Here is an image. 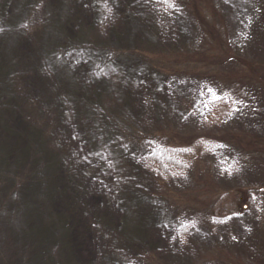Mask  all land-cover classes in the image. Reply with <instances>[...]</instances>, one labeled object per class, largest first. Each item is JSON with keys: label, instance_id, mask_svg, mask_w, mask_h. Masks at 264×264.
<instances>
[{"label": "trees", "instance_id": "1", "mask_svg": "<svg viewBox=\"0 0 264 264\" xmlns=\"http://www.w3.org/2000/svg\"><path fill=\"white\" fill-rule=\"evenodd\" d=\"M175 3L0 0V264H148L147 253L160 252L144 237L148 222L172 224L160 195L144 212V179L179 178L197 145L217 144L211 136L192 145L176 138L157 156L146 154L138 167L132 159L139 149L119 129L126 126L129 134L128 117L116 113L130 108L127 94L144 83L142 76L154 79L177 64L164 37L183 24ZM108 155L118 166L112 179L100 167ZM88 158L100 168L91 186L108 194L95 207L110 206L115 214L109 212L113 222L102 215L103 249L84 261L77 251L83 233L72 234L78 218L71 223L75 202L67 194L78 196L81 182L88 188L82 169ZM78 165L82 180L76 178ZM124 168L128 180L120 175ZM63 199L64 210H57Z\"/></svg>", "mask_w": 264, "mask_h": 264}, {"label": "rangeland", "instance_id": "2", "mask_svg": "<svg viewBox=\"0 0 264 264\" xmlns=\"http://www.w3.org/2000/svg\"><path fill=\"white\" fill-rule=\"evenodd\" d=\"M176 3L183 24L176 28L178 33L164 37L177 64L154 79L142 76L141 86L126 91L130 108L116 114L128 117L129 134L123 125L120 133L139 149L138 158L132 159L138 167L146 154L157 156L163 144L176 138L181 145H192L211 136L217 145H197L187 172L179 178L144 179L146 194L140 205L146 209L163 196L164 218L172 224L166 228L160 220L148 222L144 237L159 244L160 252H148L147 263L264 264V0ZM102 166L108 168L109 179L117 173L110 155ZM82 169L89 174L84 178L88 188L81 182V189L75 187L78 196L68 191L67 198L75 202L69 207L74 210L71 223L78 218L72 234L83 233L77 251L86 261L103 249L102 215L113 222L109 212H115L110 206L99 211L95 207L108 199L90 184L98 164L88 158ZM79 170L78 165L76 178L82 180ZM124 171L120 175L128 180L130 170ZM63 202H57V210H64Z\"/></svg>", "mask_w": 264, "mask_h": 264}]
</instances>
